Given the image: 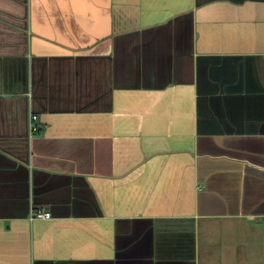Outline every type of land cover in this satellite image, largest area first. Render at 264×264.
<instances>
[{"label": "crops", "instance_id": "1", "mask_svg": "<svg viewBox=\"0 0 264 264\" xmlns=\"http://www.w3.org/2000/svg\"><path fill=\"white\" fill-rule=\"evenodd\" d=\"M0 264H264V0H0Z\"/></svg>", "mask_w": 264, "mask_h": 264}, {"label": "built area", "instance_id": "2", "mask_svg": "<svg viewBox=\"0 0 264 264\" xmlns=\"http://www.w3.org/2000/svg\"><path fill=\"white\" fill-rule=\"evenodd\" d=\"M37 119V117L35 115H32L30 117V130L31 131H35L36 126L33 125L34 121ZM50 213L47 210H43V209H35L32 210L31 214H30V218L31 219H49Z\"/></svg>", "mask_w": 264, "mask_h": 264}]
</instances>
